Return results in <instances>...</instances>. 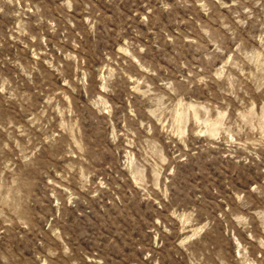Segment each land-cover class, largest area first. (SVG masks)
I'll list each match as a JSON object with an SVG mask.
<instances>
[{"label": "rangeland", "instance_id": "374dc122", "mask_svg": "<svg viewBox=\"0 0 264 264\" xmlns=\"http://www.w3.org/2000/svg\"><path fill=\"white\" fill-rule=\"evenodd\" d=\"M0 264H264V0H0Z\"/></svg>", "mask_w": 264, "mask_h": 264}]
</instances>
